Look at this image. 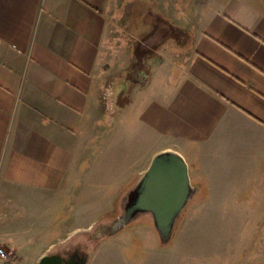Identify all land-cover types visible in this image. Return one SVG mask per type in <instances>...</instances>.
Returning <instances> with one entry per match:
<instances>
[{"label": "crops", "instance_id": "0c3cea01", "mask_svg": "<svg viewBox=\"0 0 264 264\" xmlns=\"http://www.w3.org/2000/svg\"><path fill=\"white\" fill-rule=\"evenodd\" d=\"M109 2L0 0V246L20 262L25 238L38 261L93 227L74 207L95 198L99 152L104 181L126 183L121 198L154 153L172 149L193 197L264 210V12L244 0L206 8L174 76L157 63L142 84L113 83L100 110Z\"/></svg>", "mask_w": 264, "mask_h": 264}, {"label": "rangeland", "instance_id": "374dc122", "mask_svg": "<svg viewBox=\"0 0 264 264\" xmlns=\"http://www.w3.org/2000/svg\"><path fill=\"white\" fill-rule=\"evenodd\" d=\"M220 1L223 0H110L103 8L101 50L106 62L97 97L99 109L110 104L113 83L117 86L132 77L135 83L142 84L145 72L157 63L164 64L162 74L174 76L187 51V36L197 28L200 14ZM244 1L264 12V0ZM169 24L173 33L162 38ZM107 86L110 91L106 98ZM95 155L98 163L91 173L96 176L91 183L96 187L95 198L80 200L74 207L83 210L77 217L80 223L94 220V225L58 241L49 251L76 248L87 253L86 264H264V210L250 207L248 200L202 199L197 194L179 214L165 242L160 240L147 213L105 237L101 225L120 213L121 191L126 183L105 182V175L112 178L104 163L106 157L102 152ZM21 244L27 245L21 262L17 257L18 264H36L38 247H28L26 238Z\"/></svg>", "mask_w": 264, "mask_h": 264}, {"label": "water", "instance_id": "95a60500", "mask_svg": "<svg viewBox=\"0 0 264 264\" xmlns=\"http://www.w3.org/2000/svg\"><path fill=\"white\" fill-rule=\"evenodd\" d=\"M188 174L184 157L176 150L165 149L153 154L147 167L122 196L121 211L108 223H102L105 231L112 234L142 213L151 216L153 226L162 242L167 241L174 224L196 192ZM86 252L48 251L36 264H86Z\"/></svg>", "mask_w": 264, "mask_h": 264}, {"label": "built area", "instance_id": "2783aa9c", "mask_svg": "<svg viewBox=\"0 0 264 264\" xmlns=\"http://www.w3.org/2000/svg\"><path fill=\"white\" fill-rule=\"evenodd\" d=\"M109 86H107L104 90V97H108L109 94ZM0 264H18L17 256L15 255L12 249L0 246Z\"/></svg>", "mask_w": 264, "mask_h": 264}, {"label": "flooded vegetation", "instance_id": "af4514ba", "mask_svg": "<svg viewBox=\"0 0 264 264\" xmlns=\"http://www.w3.org/2000/svg\"><path fill=\"white\" fill-rule=\"evenodd\" d=\"M74 250L76 249V248H73ZM73 249H71V250H69V251H72ZM68 251V250H67Z\"/></svg>", "mask_w": 264, "mask_h": 264}]
</instances>
